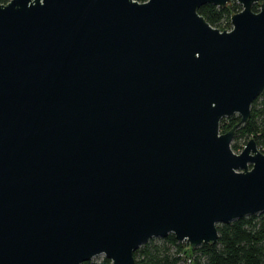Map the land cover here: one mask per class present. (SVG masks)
I'll return each instance as SVG.
<instances>
[{
  "label": "water",
  "instance_id": "water-1",
  "mask_svg": "<svg viewBox=\"0 0 264 264\" xmlns=\"http://www.w3.org/2000/svg\"><path fill=\"white\" fill-rule=\"evenodd\" d=\"M226 2L0 5V264H134L264 212V154L230 149L264 89V0L228 31L197 14Z\"/></svg>",
  "mask_w": 264,
  "mask_h": 264
},
{
  "label": "trees",
  "instance_id": "trees-1",
  "mask_svg": "<svg viewBox=\"0 0 264 264\" xmlns=\"http://www.w3.org/2000/svg\"><path fill=\"white\" fill-rule=\"evenodd\" d=\"M6 1L0 0V4ZM133 1L142 3L145 0ZM197 14L218 31L229 29V7L204 5L197 9ZM238 121V117L221 119L220 132H227ZM238 131L239 137H244V144L252 139L258 151L264 154V89L251 103L249 118ZM230 149L236 151L238 145L233 143ZM216 233L213 244H202L193 249L186 243L177 242L171 234L156 243L148 241L133 252L134 264H179L186 255L185 249L193 256L190 264H264V212L217 225ZM82 264H110V261L102 258L99 263Z\"/></svg>",
  "mask_w": 264,
  "mask_h": 264
},
{
  "label": "rangeland",
  "instance_id": "rangeland-1",
  "mask_svg": "<svg viewBox=\"0 0 264 264\" xmlns=\"http://www.w3.org/2000/svg\"><path fill=\"white\" fill-rule=\"evenodd\" d=\"M233 0H231V4L228 6L229 7V9H230V13H231V15H233V14H235V13H237L238 11H239V9L236 7V5L234 4V2H232ZM8 2V0L6 1V3ZM6 3H4V4H6ZM4 4H0V5H4ZM232 6H233V9H232ZM229 28H230V26H229ZM226 31V30H225ZM228 31V30H227ZM231 117H237L236 115H232ZM226 119V118H225ZM240 127V126H239ZM239 127H237L235 130H234V134H233V137H232V140H231V142H230V146L233 144V143H235V144H237L238 145V149L236 150V151H232L234 154H238L240 151H241V149H242V147L244 146V137H239V131H238V129H239ZM219 133L220 134H222L221 132H220V130H219ZM247 141V140H246ZM257 149V148H256ZM258 150V149H257ZM257 215V214H256ZM152 240V242H158V240H161V239H158V238H153V239H150L149 241H151ZM148 242V241H147ZM185 252H186V255L185 256H183V261H180L179 262V264H190L189 263V260H191L192 259V254L189 252V250L188 249H185ZM103 258V256H101V255H97V256H95V257H93V258H91L90 259V262L91 263H99L100 261H101V259Z\"/></svg>",
  "mask_w": 264,
  "mask_h": 264
},
{
  "label": "flooded vegetation",
  "instance_id": "flooded-vegetation-1",
  "mask_svg": "<svg viewBox=\"0 0 264 264\" xmlns=\"http://www.w3.org/2000/svg\"><path fill=\"white\" fill-rule=\"evenodd\" d=\"M232 2H234V4L236 5V7L239 9V11L241 10V7H240V5H238L237 3H236V0H233ZM231 4V0H227V2L225 3V6L223 7V8H226V7H228L229 5ZM232 5V4H231ZM259 5H260V2H257V3H254L252 6H251V11L252 12H257V10H258V7H259ZM216 8H218V7H216ZM238 11V12H239ZM237 12V13H238Z\"/></svg>",
  "mask_w": 264,
  "mask_h": 264
},
{
  "label": "built area",
  "instance_id": "built-area-1",
  "mask_svg": "<svg viewBox=\"0 0 264 264\" xmlns=\"http://www.w3.org/2000/svg\"><path fill=\"white\" fill-rule=\"evenodd\" d=\"M229 29H230V28H229ZM229 29H227V30H229ZM227 30H226V31H227Z\"/></svg>",
  "mask_w": 264,
  "mask_h": 264
}]
</instances>
